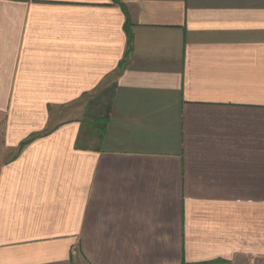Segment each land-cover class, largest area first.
Masks as SVG:
<instances>
[{"label": "crops", "instance_id": "obj_1", "mask_svg": "<svg viewBox=\"0 0 264 264\" xmlns=\"http://www.w3.org/2000/svg\"><path fill=\"white\" fill-rule=\"evenodd\" d=\"M205 262L264 264V0H0V264Z\"/></svg>", "mask_w": 264, "mask_h": 264}, {"label": "trees", "instance_id": "obj_2", "mask_svg": "<svg viewBox=\"0 0 264 264\" xmlns=\"http://www.w3.org/2000/svg\"><path fill=\"white\" fill-rule=\"evenodd\" d=\"M128 33V32H127ZM129 33H128V47H129ZM113 91L111 89H102L94 97L87 101L85 107V115L82 120V125L85 128L84 137H78V146L87 138V136L94 135L98 140L103 137L105 128L107 126L111 108V101ZM92 138V137H90Z\"/></svg>", "mask_w": 264, "mask_h": 264}, {"label": "built area", "instance_id": "obj_3", "mask_svg": "<svg viewBox=\"0 0 264 264\" xmlns=\"http://www.w3.org/2000/svg\"><path fill=\"white\" fill-rule=\"evenodd\" d=\"M196 264H226L224 262H205V263H196Z\"/></svg>", "mask_w": 264, "mask_h": 264}, {"label": "rangeland", "instance_id": "obj_4", "mask_svg": "<svg viewBox=\"0 0 264 264\" xmlns=\"http://www.w3.org/2000/svg\"><path fill=\"white\" fill-rule=\"evenodd\" d=\"M87 140V139H86ZM86 140L83 142V143H86ZM95 139H90V140H88V145H94L95 144Z\"/></svg>", "mask_w": 264, "mask_h": 264}]
</instances>
